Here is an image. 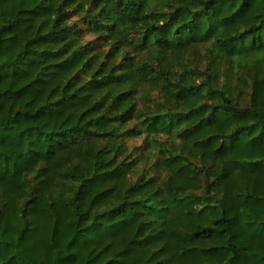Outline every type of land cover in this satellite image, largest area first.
Instances as JSON below:
<instances>
[{"label": "trees", "instance_id": "obj_1", "mask_svg": "<svg viewBox=\"0 0 264 264\" xmlns=\"http://www.w3.org/2000/svg\"><path fill=\"white\" fill-rule=\"evenodd\" d=\"M0 264H264V0H0Z\"/></svg>", "mask_w": 264, "mask_h": 264}]
</instances>
